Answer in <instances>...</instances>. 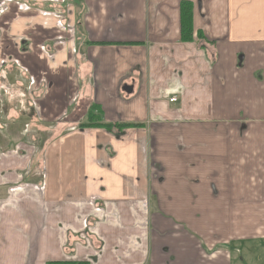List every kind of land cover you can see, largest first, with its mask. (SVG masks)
Instances as JSON below:
<instances>
[{
    "label": "crops",
    "instance_id": "obj_1",
    "mask_svg": "<svg viewBox=\"0 0 264 264\" xmlns=\"http://www.w3.org/2000/svg\"><path fill=\"white\" fill-rule=\"evenodd\" d=\"M0 3L48 83L37 165L0 150V264H264V0Z\"/></svg>",
    "mask_w": 264,
    "mask_h": 264
},
{
    "label": "rangeland",
    "instance_id": "obj_2",
    "mask_svg": "<svg viewBox=\"0 0 264 264\" xmlns=\"http://www.w3.org/2000/svg\"><path fill=\"white\" fill-rule=\"evenodd\" d=\"M0 10H2L1 6ZM42 47L45 48L46 45ZM43 52L48 60L53 61L54 58L49 55L47 49L43 50ZM11 68H13L12 73L9 70ZM25 71H27V68L24 69L18 59L0 58V150L9 142V148L11 147L10 149L13 151V154H9V156L11 158L19 157V159L23 160L20 163L21 169L26 166L29 167V165L31 166L32 164L36 166L39 161L37 152L39 148L38 142L40 140L42 146L43 143L48 142L47 139L38 140L37 137H34L33 133L39 130V118L37 117L38 109L35 108L34 104H39L43 92L48 87V83L44 79L46 76L42 75L35 77L30 75V77H28ZM26 100L30 101L31 107L27 105ZM6 114H12L15 117L14 119L8 118V120L5 121ZM41 129L43 130L42 126H40V130ZM9 131L13 132V139H6L5 136ZM28 131L29 133H26ZM34 147L37 150H35ZM1 167L6 168L3 165H1ZM8 168H11V166L7 167V170ZM3 173L5 172L3 171ZM6 193L7 188L1 187L0 197L5 196Z\"/></svg>",
    "mask_w": 264,
    "mask_h": 264
},
{
    "label": "trees",
    "instance_id": "obj_3",
    "mask_svg": "<svg viewBox=\"0 0 264 264\" xmlns=\"http://www.w3.org/2000/svg\"><path fill=\"white\" fill-rule=\"evenodd\" d=\"M193 16H192V5L188 2H185L182 5L181 9V39L183 42H189L193 40ZM202 38V36L199 34ZM98 115L94 114V108L91 109L89 113V124L87 126H98L100 128H104L110 130L114 127V125L96 123ZM120 131L129 127V125L125 124H116V126ZM48 264H87V263H48Z\"/></svg>",
    "mask_w": 264,
    "mask_h": 264
},
{
    "label": "water",
    "instance_id": "obj_4",
    "mask_svg": "<svg viewBox=\"0 0 264 264\" xmlns=\"http://www.w3.org/2000/svg\"><path fill=\"white\" fill-rule=\"evenodd\" d=\"M123 91L126 92L127 94H131L133 92V86H124Z\"/></svg>",
    "mask_w": 264,
    "mask_h": 264
},
{
    "label": "built area",
    "instance_id": "obj_5",
    "mask_svg": "<svg viewBox=\"0 0 264 264\" xmlns=\"http://www.w3.org/2000/svg\"><path fill=\"white\" fill-rule=\"evenodd\" d=\"M177 101V99L176 98H173L172 100H171V102H176Z\"/></svg>",
    "mask_w": 264,
    "mask_h": 264
}]
</instances>
